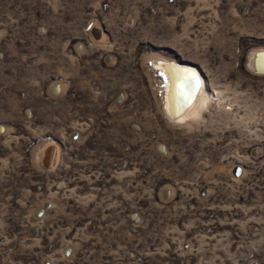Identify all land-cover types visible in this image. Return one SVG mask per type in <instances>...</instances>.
<instances>
[{
    "label": "rangeland",
    "instance_id": "374dc122",
    "mask_svg": "<svg viewBox=\"0 0 264 264\" xmlns=\"http://www.w3.org/2000/svg\"><path fill=\"white\" fill-rule=\"evenodd\" d=\"M254 52L264 0H0V264H264Z\"/></svg>",
    "mask_w": 264,
    "mask_h": 264
},
{
    "label": "bare ground",
    "instance_id": "6f19581e",
    "mask_svg": "<svg viewBox=\"0 0 264 264\" xmlns=\"http://www.w3.org/2000/svg\"><path fill=\"white\" fill-rule=\"evenodd\" d=\"M252 68H264V53L254 52L250 56ZM161 71L166 72V108L173 115H184L197 101L204 88V80L194 68L162 62L157 64ZM175 116V117H177Z\"/></svg>",
    "mask_w": 264,
    "mask_h": 264
},
{
    "label": "water",
    "instance_id": "95a60500",
    "mask_svg": "<svg viewBox=\"0 0 264 264\" xmlns=\"http://www.w3.org/2000/svg\"><path fill=\"white\" fill-rule=\"evenodd\" d=\"M187 68V67H186ZM262 70H264V68L263 69H261L260 71H262ZM166 72L168 73V71L167 70H164V72L162 71V73H163V75H164V80H165V82L167 81V79H166ZM198 73V72H197ZM166 85V84H165ZM170 113V112H169ZM171 114V113H170ZM173 115V114H172ZM174 116H177V115H174Z\"/></svg>",
    "mask_w": 264,
    "mask_h": 264
},
{
    "label": "flooded vegetation",
    "instance_id": "af4514ba",
    "mask_svg": "<svg viewBox=\"0 0 264 264\" xmlns=\"http://www.w3.org/2000/svg\"><path fill=\"white\" fill-rule=\"evenodd\" d=\"M173 64H175V63H173ZM159 68V67H158ZM204 83V82H203Z\"/></svg>",
    "mask_w": 264,
    "mask_h": 264
}]
</instances>
